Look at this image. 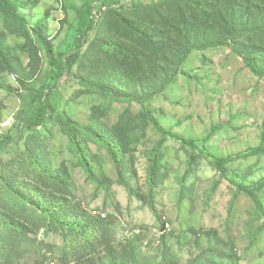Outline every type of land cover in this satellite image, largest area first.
Here are the masks:
<instances>
[{"label":"rangeland","instance_id":"rangeland-1","mask_svg":"<svg viewBox=\"0 0 264 264\" xmlns=\"http://www.w3.org/2000/svg\"><path fill=\"white\" fill-rule=\"evenodd\" d=\"M10 1L24 17L0 4V139L40 115L51 67L37 33L60 49L89 0ZM263 17L264 0L109 7L47 126L0 140V264H264V155L242 157L264 147V78L232 50L264 72ZM92 84L140 98L163 129L229 160L228 180L165 140L142 105ZM81 126L92 174L73 141Z\"/></svg>","mask_w":264,"mask_h":264},{"label":"trees","instance_id":"trees-1","mask_svg":"<svg viewBox=\"0 0 264 264\" xmlns=\"http://www.w3.org/2000/svg\"><path fill=\"white\" fill-rule=\"evenodd\" d=\"M116 2L117 0H89L83 6L75 8L76 18L69 27L65 43L58 50H54L50 43H48V41L43 39L41 35L37 33L40 40L43 42L51 67L49 85L44 86L42 95L39 99L41 101V108L38 111L40 112V115H38L36 118L30 119L19 118L14 126V128L17 130V136H4L0 139L2 140V142H22L26 135L47 126L49 118H51V110L53 108L51 95L57 92L68 93L70 90L74 89L77 85L80 84V80L74 72L79 57L86 49V47L97 38L101 20L105 17L109 7L114 5ZM0 4L17 18L23 19V13L10 0H0ZM262 20L264 23V17L262 18ZM224 43L225 42L223 41L217 43L216 45H224ZM208 45L216 46L213 43H208ZM206 46L207 45H202L201 47L209 48V46ZM232 50L246 63L247 67L250 68L255 75L264 78V72H261L259 68L252 63L247 53L242 52L235 45H233ZM187 60L188 53L184 56L185 63ZM92 86L99 92L111 96L113 99L127 100L132 103L142 105L146 120L154 127L157 132H159L163 136L165 140H174L188 149L192 155H200V157H202L204 160L206 159L211 165L216 168L222 179L228 180L227 165L230 163L229 160L216 157L209 153L205 148L200 147L197 142L182 138L171 131L163 129L152 112L149 111L146 107L145 101L141 100L140 98L131 97L121 90L98 86L96 84H92ZM78 130L81 131H76L73 137V141L76 145L77 152L80 154L84 162L86 171L92 174L93 167L90 161V153L87 149L88 146H86L85 142L83 141V137L80 135V132L89 131V129L87 127L81 126V128ZM96 136L98 137L96 138V142L104 146L105 149H107L111 156L114 158V150L112 146L108 144L103 137L98 135ZM260 155H264V147H262V149L258 151L242 155V157H254ZM150 180L154 185L156 181L155 167H152L150 169ZM232 184L235 185V187H237L239 190L244 191L249 195H252L255 192L254 190H250L234 182H232Z\"/></svg>","mask_w":264,"mask_h":264}]
</instances>
